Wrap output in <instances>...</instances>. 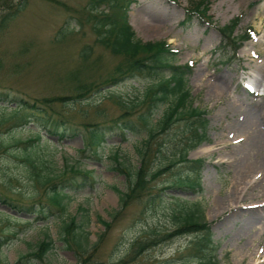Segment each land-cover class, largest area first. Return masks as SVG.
Wrapping results in <instances>:
<instances>
[{
	"label": "rangeland",
	"instance_id": "1",
	"mask_svg": "<svg viewBox=\"0 0 264 264\" xmlns=\"http://www.w3.org/2000/svg\"><path fill=\"white\" fill-rule=\"evenodd\" d=\"M13 1L17 4L23 0ZM201 1L209 8L207 15L189 17L188 12ZM90 3L91 0H28L27 6L0 31V117L10 114V107L3 106H15L14 96L30 99L66 96L65 102H53L48 112L61 113L67 126L78 128V133L62 140L58 135L49 137L63 150L53 155L55 166L62 167L64 158H69L82 169L94 170L95 178L70 191L72 197L65 213L54 209L47 219L27 210L13 211L0 203V211L25 220L16 223L0 216V233L8 224H11L8 228L19 232L9 243L0 244V264H79L80 260L81 264H197L201 253L193 254L190 248L200 233L183 234L133 254L137 238H153L155 233L174 230L177 203L185 204L186 200L201 202L214 240V247L207 246L205 251L215 254L220 264H251L252 258L258 259L257 264H264V147L262 142L256 143L257 136L264 132V79L258 84L262 77L259 69L264 66V0H135L129 4L127 18L139 38L166 40L178 51L174 61L177 65H192L188 77L191 102L193 107L206 112L207 125L204 129L202 123L200 130L206 131L207 141L190 148L188 153L190 160L205 159L200 172L201 186L175 185L180 177L187 180L191 173L196 175L193 164L182 161L178 154L200 131L197 122L192 123L196 121L193 117L185 115L173 122L153 141L156 145L163 143L165 157H153V153L150 157L155 169L161 163L170 164L177 155L170 170L151 182L154 187L151 191L160 194L147 196L145 191L123 207L120 190H126L129 182L124 173L113 167L114 154L119 153V160L136 169L141 160L135 148L141 136L131 131L122 133L118 122L138 120L148 106L130 109L121 102L131 105L142 101L147 88L168 72H141L105 83L114 76L122 56L97 42L90 21L93 16ZM101 8L110 13L114 9L108 5ZM5 12L7 9L0 5V18ZM237 16L241 19L234 35L247 34L250 38L235 51L232 42L226 44L222 40L219 28ZM143 18L155 24L160 33L145 31L141 27ZM80 66V79L96 87L87 97L77 100L70 93L68 75L79 71ZM165 108L164 104L154 108V122ZM96 123L107 133V142L99 150L103 156L100 160L91 157L89 150L82 152L92 124ZM11 124L10 121L0 125V144L14 129ZM38 125L33 123L30 127L46 134L47 130ZM139 127L143 136H147L148 128L142 123ZM17 131L15 138L34 135L25 127ZM207 146H212L211 151L197 153ZM40 149L49 154L45 147ZM252 171L257 173L254 190L248 189L246 198H240L237 206L226 207L234 197L230 195L235 182H241ZM29 175L22 160L0 148V188H12L13 196L21 191L32 192L34 186ZM80 206L87 211L80 210ZM116 210H119L117 219L106 230L101 219L111 221ZM87 215L90 221L86 228L90 234L88 250L82 256L74 247L65 246L60 229L63 219L76 216L80 222ZM46 234L55 243L44 260L33 257L20 260ZM97 240L98 244L93 246Z\"/></svg>",
	"mask_w": 264,
	"mask_h": 264
},
{
	"label": "trees",
	"instance_id": "2",
	"mask_svg": "<svg viewBox=\"0 0 264 264\" xmlns=\"http://www.w3.org/2000/svg\"><path fill=\"white\" fill-rule=\"evenodd\" d=\"M131 1L91 0L89 4L93 15L90 21H93L92 28L97 34V42L109 48L113 53L122 56V60L114 69V76L108 78L105 83H115L120 79L134 77L141 72L159 73L164 70L168 72V74L158 79L154 85L147 88L144 96L141 98L142 101L131 105L123 101L121 102V104L128 105L130 109L140 107L143 104L148 106L146 110H142L138 120L129 118L124 123L119 122L118 124L122 133L127 134V132L131 131L141 136V140L138 141L135 148L141 160L140 165L136 169L131 168L125 162L119 160V153L114 154L116 160L115 166L113 165V167L124 173L129 182L125 191L120 190L122 207L132 202L134 197L145 194V191H147V196L160 194L155 190L151 191L154 188L151 182L158 178L159 175L170 170L174 164L173 162L177 160V155H173L174 160L170 164L162 166L165 163H161L159 168H153L152 160L150 161L152 153L153 157H165V154H163V143L161 142L159 145H156L153 142L159 134L165 132L173 122L183 119L185 115L193 117L196 120L192 122L193 124L197 122V124L204 123L206 125L205 112L192 106L191 90L188 80L191 67L188 64L176 65L174 63L177 52L166 41L144 42L137 36L135 30L127 22L124 15V11L126 10L125 4L127 2L129 4ZM27 3L28 0H23L17 4H14L13 0H0V5L7 9V12L0 18V31L6 27L8 22L20 10L27 6ZM205 4L204 1L198 2L196 9L191 10L189 15L197 11L199 13H202V11L206 13L207 7L204 6ZM102 5H108L109 8H114L112 13L109 10L107 11L101 8ZM202 6L203 8H200ZM238 21L239 18H236L230 24L220 27L224 39L227 38L228 41L234 42L236 45L235 48L241 46V44L236 42L240 38L233 37ZM81 69L82 67L80 66L78 68L79 71L71 72L68 75L71 82L69 86L70 93L77 100L87 97L96 87L92 83H87L80 79L82 75ZM3 94L5 96L9 95L8 92H4ZM13 101L16 102L15 106H3L5 109L10 107L11 112L6 117H0V125L11 121V127L14 129H12L9 136L5 137L4 141L0 144V148L4 147L8 149V152H11V154L26 164L30 173L29 179L32 181L34 190L28 193L21 191L13 196L11 194L12 188L2 187L0 188V203L7 204L9 209H13V211L21 212L22 210H27L34 212L41 215L43 219H47L54 209L60 213H65L68 202L72 197L70 191L95 181L93 176L94 170L82 169L77 162L70 161L69 158H64L62 167L58 168L55 166L53 155L63 150L58 143H55L49 137L58 135L59 139L62 140L69 135L78 133V128L67 126L66 120L61 113L55 112L53 114V112H48L53 102H65L66 96L45 99H30L25 96H19L17 98V96H14ZM161 104L166 105V108L160 118L154 122L152 118L154 108ZM33 123L34 125L39 123L38 126L42 125L47 130L46 134L41 132L39 128H31L30 125ZM139 123H142V125L148 128L147 136H143V132H140ZM92 125L94 127L92 126L89 131L87 143L82 152L86 153L89 150L93 154L91 157L100 160L103 156L99 150L104 148L107 142V133L100 128L101 125L97 123ZM21 127L33 131L34 135L28 138H15L16 132H18L17 130ZM206 138L205 131L194 134V137L190 139L191 142L178 154L180 156L179 159L193 164L192 170L196 172V179L192 180L195 177L191 173L188 175L187 180L180 177L177 185L188 184L191 187L201 186L199 174L204 160H190L188 159V153L190 148L196 147L206 140ZM40 147H45L49 151V154L42 153ZM177 204L179 205V210L174 214L176 221L174 230L159 232L160 234L155 233L156 235L153 238H137L133 243V254H140L148 248L165 243L183 234L200 233L198 239L192 242L190 248V252L193 254L201 253L197 264H220L215 254L212 252L208 254L205 251L207 246H214L210 223L206 220L205 210L201 202L199 200H186L185 204L180 202ZM79 209L87 211L83 206H80ZM118 214L119 210H116L111 216V221L101 219L106 230L111 228L112 222L117 219ZM0 216L8 220H13L16 223L25 221L5 211H0ZM76 219V216H72L70 220H62L60 229L61 240L65 246L70 248L74 247L83 256L86 250H88L87 242L90 231L87 230L86 225L89 223L90 218L87 215L80 222ZM27 222H30V220H27ZM10 225L8 224L6 228L2 229L0 233V244L9 243L18 235V231L8 228ZM102 236L103 234L99 236L100 239ZM54 242L55 240L49 234H46V238L38 242L35 249L30 251L28 255L22 256L20 260L33 257L39 261H43L47 253L53 248ZM97 244L98 241L93 246ZM81 263L82 261L80 260L79 264ZM30 264L38 263L30 262Z\"/></svg>",
	"mask_w": 264,
	"mask_h": 264
},
{
	"label": "bare ground",
	"instance_id": "3",
	"mask_svg": "<svg viewBox=\"0 0 264 264\" xmlns=\"http://www.w3.org/2000/svg\"><path fill=\"white\" fill-rule=\"evenodd\" d=\"M141 27H143L145 29V31L147 32H151L153 35H157L160 33V30L159 28L155 25V24H152V23H148L147 20L145 18L141 19ZM262 70V71H261ZM264 66H260V69H259V72L261 73L262 77L258 80V84L262 83L263 81V77H264ZM255 106H258V105H255ZM264 113V112H263ZM251 134V133H250ZM250 134L247 136L250 137ZM262 143H260V142ZM256 143L257 144H261L263 147H264V132L262 134L261 132V135L260 136H257L256 138ZM211 147H202L200 148L197 153H204V152H209L211 151ZM263 163V162H262ZM259 169V168H258ZM250 171V170H249ZM260 171H261V168H260ZM257 172H259V170H257ZM257 173L254 174V172H250L248 173L247 175H245L241 182H235L234 184V191L233 193L230 195V196H233V199L231 200H228V204L226 207H229V206H237L236 203L240 202V198L242 197H245V192L248 190V189H252L254 190V182L256 181L257 179V176H256ZM244 195V196H243ZM254 196V195H253ZM255 196H259L258 193L255 194ZM246 198V197H245ZM244 198V199H245ZM264 200V199H263ZM258 251V250H257ZM259 263L258 262V259L257 258H252V261H251V264H257Z\"/></svg>",
	"mask_w": 264,
	"mask_h": 264
}]
</instances>
